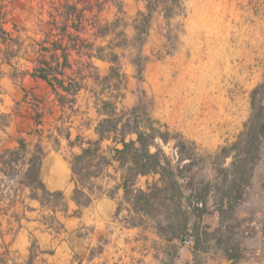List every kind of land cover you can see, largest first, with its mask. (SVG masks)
<instances>
[{
    "label": "rangeland",
    "instance_id": "obj_1",
    "mask_svg": "<svg viewBox=\"0 0 264 264\" xmlns=\"http://www.w3.org/2000/svg\"><path fill=\"white\" fill-rule=\"evenodd\" d=\"M144 5L138 0H0L3 27L14 47L0 58V155L25 140L30 151L42 149V164L54 152L71 157L65 140L69 129L74 138L80 122L94 127L101 120L92 102L87 106L85 93L74 109L62 108L44 81L25 74L37 64L40 43L47 35L51 42L58 39L64 15L74 7L75 19L84 20L78 35L87 45L119 46L116 53L127 78L121 108L144 103L153 119L194 144L197 156L193 163L183 161L184 173L203 181L202 188L207 182L216 188L224 185L234 158L217 155L225 147L240 160V151L250 148L243 133L255 111L252 93L264 84V0H185L184 11L171 20L155 14L142 41L136 39V27L143 21L139 13ZM119 17L122 22L110 31L114 34L106 36L108 29L97 28ZM95 64L103 76L111 67L99 60ZM139 116L146 119L142 109ZM257 132L259 140L246 162L252 179L236 206L237 219L224 235V240L233 238L237 258H228L226 242H212L203 254L205 264H264V130ZM157 143L176 164V141ZM27 169L22 159L13 168L0 164V253H6L9 264H53L61 247H67L72 264H194L195 218L181 241H170L171 234L159 232L147 216L145 223L132 226L128 219L136 215L124 201V190L118 192L119 185L104 176L96 185L104 186L105 179L112 182L105 190L118 192L116 213L100 228L79 223L86 207L74 202L71 191H61L64 206L57 199L45 205L32 200L31 188L20 186ZM108 174L116 177L112 170ZM40 179L50 190L42 171ZM153 181L154 177H141L137 188L146 189ZM101 193L97 190L96 197ZM208 211L203 224L212 232L220 216L213 202ZM62 261L66 262L64 256Z\"/></svg>",
    "mask_w": 264,
    "mask_h": 264
},
{
    "label": "trees",
    "instance_id": "obj_2",
    "mask_svg": "<svg viewBox=\"0 0 264 264\" xmlns=\"http://www.w3.org/2000/svg\"><path fill=\"white\" fill-rule=\"evenodd\" d=\"M143 1L146 2L147 11L139 13L143 21H140L136 27L138 31L136 39L140 38L142 41L148 34V27L155 14H164L168 20H171L184 11L185 0ZM72 10L75 11V8L71 9V13L64 15L58 39L51 42L48 35L40 43L37 64L32 71L25 74L45 81L62 107L74 109L83 92L90 93L95 99V107L101 117L95 127L97 138L87 139L79 135L74 142L71 141V146L77 145L81 148V152L74 155L70 161L75 183V202L79 207H87L96 198H100L101 195L96 197L95 193L97 190L102 192L103 186L96 185V181L104 176L113 178L108 171L117 164L116 172L122 173L119 188L125 192L124 201L130 206L129 211L136 215L128 219L132 226L142 225L147 216L154 220L159 232L171 234L170 241H181L192 219L195 218L194 264H205L203 254L208 252L207 246L212 242L215 245L226 242L225 251L229 252L228 258L236 259V255L232 253L234 240L230 237L224 240V235L230 232L231 221L237 219L236 206L243 199L245 188L249 187L252 179V175L246 171L249 166L246 162L253 147L255 148V142L259 140L257 131L264 130V84L258 86L252 93L255 111L247 131L243 133L245 137L243 142L250 148L240 151V160H237V154L234 155L230 149L222 148L218 157L234 158L230 169L226 171L224 185L216 188L207 182L206 188H202L199 185L203 181L197 182L194 175L184 173L183 169L186 165L182 167L186 159L191 163L194 162L197 156L194 144L187 142L181 135H173L167 125H162L153 119L144 103L130 109L121 108L127 78L122 71L120 56L116 53L119 46L110 44L96 47L94 43L87 45V42L78 35L84 20L81 16L75 19ZM119 12L125 14L122 6L119 7ZM120 22L122 21L119 17L116 21L97 28L100 32L108 29L104 34L108 36L114 34V31L111 33L110 31L119 26ZM1 45L5 46L6 50ZM13 48L12 39L3 27V19L0 15V58L2 54H10ZM139 56L141 59V52ZM95 60L111 63L107 75L99 74ZM135 64L140 66L137 62ZM139 73L142 74L143 69L140 68ZM141 109L146 119L139 116ZM67 138L70 139V133ZM172 140L176 141L178 150L179 157L176 164L175 160L157 143L161 141L168 145ZM184 153L188 157H185ZM42 156V149L31 153L26 142L21 140L19 148L0 155V164L3 168H13L15 163L22 159L28 169L20 186L31 188L33 198L43 205L50 203L52 199H57L64 206L63 192L48 190L40 179ZM192 165L187 166L189 172L193 171ZM141 177H154L155 181L148 183L146 189L137 188ZM38 192H41L42 196ZM107 196L115 198V193L111 191ZM210 202L214 203L220 216V225L212 232L209 231L210 227L203 224V217L209 212ZM121 212L122 207L119 206L118 215ZM136 218H139L140 223H131ZM0 263L7 264L2 258Z\"/></svg>",
    "mask_w": 264,
    "mask_h": 264
},
{
    "label": "crops",
    "instance_id": "obj_3",
    "mask_svg": "<svg viewBox=\"0 0 264 264\" xmlns=\"http://www.w3.org/2000/svg\"><path fill=\"white\" fill-rule=\"evenodd\" d=\"M138 1L145 3V5H144L145 6V10L144 11H146V9H147L146 2L143 1V0H138ZM99 61L108 62V61H103V60H99ZM101 76H103V75H101ZM50 90H51V88H50ZM83 93H85L88 96L87 97V106L90 107L91 106V102H92V106L94 108H96L95 107V99H93L91 97V94L88 93V92H83ZM83 93H81V95L79 96L78 103H79L80 98L83 96ZM55 101L57 102V104H59L56 99H55ZM78 103L75 106H77ZM62 108H65V107H62ZM80 123L81 124L78 125L77 128H76L77 132H78L76 137L73 138V134L71 132L72 128H70L69 129L70 131L68 132V133H70V139H68L67 136H66V139H65V140H67L69 148L72 151V153H71L72 156L71 157H67L62 152H54L52 154L46 155L45 158H43V164H42V170L41 171H42L43 175L46 176L45 182H46L47 186L49 187V189L52 192H55V191H69L70 192L71 191V193L74 196L75 183L73 181V173H72V167H71L70 161H71V159L73 158L74 155H76V154L81 152V148L78 147L77 145L71 146V141L74 142L79 135H81L83 137H86L87 139H96L97 138V135L95 134V127L96 126L91 127L90 125H87L85 123H82V122H80ZM85 133H89V136L85 135ZM26 144H27V142H26ZM107 144L108 143H105V145H107ZM27 146H28V144H27ZM17 148H19V147H17ZM28 148H29V146H28ZM13 150H15V149H13ZM29 150H30V148H29ZM32 152L33 151H31V153ZM115 167H117V164L115 165ZM115 167L110 168L109 171L110 170L114 171L116 173L115 174L116 177L114 178V176H113V178H109V177L108 178L111 181H115V183L117 185H120L122 173H120L121 171L116 172ZM110 180H107V179L104 180L105 181L104 182L105 185L104 186L102 185L103 186V195H101L100 198H96L98 200L95 203H93L91 206H87L83 210V216L80 219H78L79 223H83V224L91 223V224L95 225L97 228H100L102 226H105L106 223L111 219V217L116 213V211H117L116 209H117V206H118L117 200H116V196H117V193L123 191V189L119 188L118 192L115 194L116 195L115 198L108 197L107 193H106L107 191L105 189H106V186L107 187L111 186L112 182H109ZM102 182H103V180H102ZM32 200H37V199H32ZM37 201H39V200H37ZM74 202H75V200H74ZM27 246H28V244H27ZM67 252H69L67 247H61L57 251V253L55 255L57 257L58 261L54 262L53 264H72L71 260H70V256H69V254ZM62 255L64 256L66 262L62 261L63 260V256ZM0 258L4 259L6 261V263L9 264L10 261L6 258V253L5 252L4 253H0ZM59 259H62V260H59ZM13 264H18V263H16V262L14 263L13 262Z\"/></svg>",
    "mask_w": 264,
    "mask_h": 264
}]
</instances>
